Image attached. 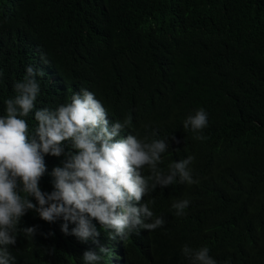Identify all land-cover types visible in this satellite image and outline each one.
Here are the masks:
<instances>
[{"label": "trees", "instance_id": "obj_1", "mask_svg": "<svg viewBox=\"0 0 264 264\" xmlns=\"http://www.w3.org/2000/svg\"><path fill=\"white\" fill-rule=\"evenodd\" d=\"M28 66L44 72L35 110H55L86 88L110 127L131 116L117 140L133 134L150 142L155 132L168 142L158 165L164 173L194 158L198 183L177 178L136 205L149 201L165 224L123 239L127 264H190L185 245L208 247L217 264H264V0H0V117ZM201 108L202 141L183 128ZM35 110L25 119L29 141L39 142ZM64 159L45 156L42 191L54 190L51 173ZM142 174L151 175L147 167ZM177 200L189 201L186 215H175ZM63 223L29 211L20 227L37 234H18L10 264H84L96 244L65 236Z\"/></svg>", "mask_w": 264, "mask_h": 264}, {"label": "clouds", "instance_id": "obj_2", "mask_svg": "<svg viewBox=\"0 0 264 264\" xmlns=\"http://www.w3.org/2000/svg\"><path fill=\"white\" fill-rule=\"evenodd\" d=\"M26 73L22 81L14 82L16 95L5 101L6 115L0 117V264L14 262L9 246L17 243L19 233L28 239L37 234L35 226L20 227L29 211L49 224L62 218L65 236L95 243L83 253L84 264H127L123 241L140 229L152 232L165 224L162 217L154 218L149 201L136 205L158 186H172L177 178L181 184L198 183L189 168L194 158L174 162L164 173L158 165L168 151V142L155 138V132L150 142L148 137L141 140L133 134L117 140L131 125V116L110 127L106 109L86 88L55 110H35L41 90L37 77L44 72L28 66ZM34 110L39 142L35 138L29 141L25 119ZM207 127L208 113L203 108L183 122L184 130H190L195 140L206 139L202 133ZM66 141L71 146L67 152ZM46 155L65 158L63 166L51 173L54 190L50 193L40 188L47 172ZM146 167L151 173L147 177L142 174ZM188 206V200L172 204L176 216L186 215ZM93 220L105 230L101 236ZM69 223L75 225L71 231ZM182 254L190 264H217L206 246L193 249L185 245Z\"/></svg>", "mask_w": 264, "mask_h": 264}, {"label": "rangeland", "instance_id": "obj_3", "mask_svg": "<svg viewBox=\"0 0 264 264\" xmlns=\"http://www.w3.org/2000/svg\"><path fill=\"white\" fill-rule=\"evenodd\" d=\"M111 229L108 230V232L110 231ZM105 237H107V233L104 235Z\"/></svg>", "mask_w": 264, "mask_h": 264}]
</instances>
